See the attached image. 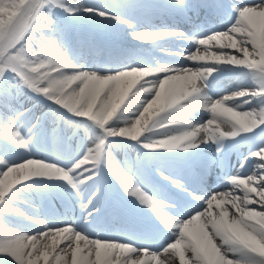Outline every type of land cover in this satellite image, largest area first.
Listing matches in <instances>:
<instances>
[{
    "label": "snow or ice",
    "instance_id": "snow-or-ice-1",
    "mask_svg": "<svg viewBox=\"0 0 264 264\" xmlns=\"http://www.w3.org/2000/svg\"><path fill=\"white\" fill-rule=\"evenodd\" d=\"M0 264H264V0H0Z\"/></svg>",
    "mask_w": 264,
    "mask_h": 264
},
{
    "label": "rangeland",
    "instance_id": "rangeland-1",
    "mask_svg": "<svg viewBox=\"0 0 264 264\" xmlns=\"http://www.w3.org/2000/svg\"><path fill=\"white\" fill-rule=\"evenodd\" d=\"M222 83L225 84V85H229V82L227 80L222 81Z\"/></svg>",
    "mask_w": 264,
    "mask_h": 264
}]
</instances>
